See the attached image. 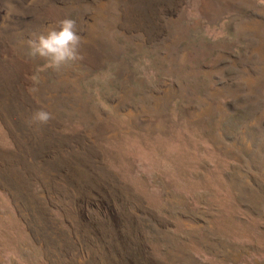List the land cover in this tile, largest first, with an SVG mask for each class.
<instances>
[{"label":"rangeland","instance_id":"obj_1","mask_svg":"<svg viewBox=\"0 0 264 264\" xmlns=\"http://www.w3.org/2000/svg\"><path fill=\"white\" fill-rule=\"evenodd\" d=\"M0 264H264V0H0Z\"/></svg>","mask_w":264,"mask_h":264},{"label":"clouds","instance_id":"obj_2","mask_svg":"<svg viewBox=\"0 0 264 264\" xmlns=\"http://www.w3.org/2000/svg\"><path fill=\"white\" fill-rule=\"evenodd\" d=\"M81 38L77 34L76 21L66 18L60 22L59 29L49 30L29 41L27 55L30 59H43L48 68L61 71L63 68L81 59L79 48ZM52 119L51 113L38 110L32 120L40 124H47ZM141 171L145 169L141 168Z\"/></svg>","mask_w":264,"mask_h":264}]
</instances>
